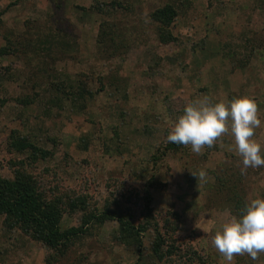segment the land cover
Returning <instances> with one entry per match:
<instances>
[{
    "label": "rangeland",
    "instance_id": "1",
    "mask_svg": "<svg viewBox=\"0 0 264 264\" xmlns=\"http://www.w3.org/2000/svg\"><path fill=\"white\" fill-rule=\"evenodd\" d=\"M115 2L118 8L110 6ZM167 3L178 16L171 28L176 41L165 45L149 15ZM256 5V0H0L5 99L0 175L11 179L24 166L49 196L85 197L90 211L130 209L136 221L148 195L154 220L175 249L168 263L228 264L212 241L234 217V202L215 190L221 169L241 173L234 138L226 134L200 154L185 146L157 164L151 157L167 142L185 106L198 98L228 102L251 96L264 121V15ZM102 22L117 25L127 46L122 55L106 59L98 53ZM65 78L73 85L82 81L93 93L83 111L50 102L62 97L51 85ZM26 96L34 101L23 107L18 100ZM13 132L30 137L49 156L30 163L29 152L11 147ZM254 139L264 149V123ZM201 170L214 181H198L192 173ZM243 175L248 200L262 198L264 168ZM81 215L65 214L62 227L78 226ZM116 228L106 221L58 264H134L137 251L115 243ZM152 238V231L143 236L141 264H154ZM48 253L0 217V264H46ZM231 264H264V253L257 259L235 255Z\"/></svg>",
    "mask_w": 264,
    "mask_h": 264
},
{
    "label": "trees",
    "instance_id": "2",
    "mask_svg": "<svg viewBox=\"0 0 264 264\" xmlns=\"http://www.w3.org/2000/svg\"><path fill=\"white\" fill-rule=\"evenodd\" d=\"M19 1L21 0H15V2ZM256 1L257 8L264 15V0ZM110 6L118 8L120 3H111ZM97 10L99 13L103 12L101 7H98ZM2 13L0 11V24ZM149 16L156 25L155 32L160 44L166 45L176 41L171 28L178 13L173 4L167 3L154 10ZM118 31L115 23L102 22L99 25L96 48L98 53L106 59L122 55L123 50L127 48L124 37ZM260 44L264 45V42L260 41ZM1 52H3L2 49ZM252 54L251 52L249 57ZM69 80L70 78H65L61 84L53 83L51 85L53 91L62 97H54L50 102L53 105L63 102L64 107L69 106L71 110L81 112L86 108L88 100L93 98V93L86 90L82 81L78 80L73 85ZM112 80L115 83L120 82L119 78H112ZM3 82L4 80L0 76V90ZM33 101V98L26 96L18 100V103L23 107H28L33 104ZM4 104L5 99L0 94V110ZM12 136L11 147L18 153L29 152L30 163L34 164L38 160H45L49 156V153L34 143L30 137H20L15 132ZM184 147V145L167 141L158 148L151 160L157 164L168 153H177ZM18 164L20 165L22 162ZM221 174V177H218L215 190L217 193L218 190H221L220 192L223 194L226 193V198L231 203L234 202V209L231 213L234 217H241L245 213L246 204L250 202L246 196L245 177L234 168L221 169ZM262 198H264V194ZM144 201L142 219L136 221L130 209L123 211L117 206L115 209L106 206L103 210L90 211L85 197L71 198L67 194L49 196L40 188L36 178L27 172L24 166L14 169L11 179L3 178L0 175V217H3V224L10 229L19 230L33 241L42 244L49 251L46 264H58L66 259L77 243L89 237L95 229L101 228L106 221H113L117 224L113 235L117 245L137 251L138 257L134 264H141L139 258L142 256L143 236L151 231L153 238L150 257H152L153 263L170 264L168 258L174 255V246L168 243V238L161 233L159 224L154 220L150 197L145 196ZM76 212L82 214L80 224L63 228V216ZM172 216L177 223L179 220L177 214L172 213Z\"/></svg>",
    "mask_w": 264,
    "mask_h": 264
},
{
    "label": "clouds",
    "instance_id": "3",
    "mask_svg": "<svg viewBox=\"0 0 264 264\" xmlns=\"http://www.w3.org/2000/svg\"><path fill=\"white\" fill-rule=\"evenodd\" d=\"M260 109L251 96H241L228 102L210 98L193 100L183 109L173 124L167 141L177 145H191L200 154L202 149L212 147L220 138L231 134L236 150L242 157L241 173L247 169L264 168V149L254 139L256 130L264 123ZM198 181H214L207 171L192 173ZM241 217H232L224 223L213 238V246L231 264L235 255L248 254L257 259L264 253V198H254L246 204Z\"/></svg>",
    "mask_w": 264,
    "mask_h": 264
}]
</instances>
